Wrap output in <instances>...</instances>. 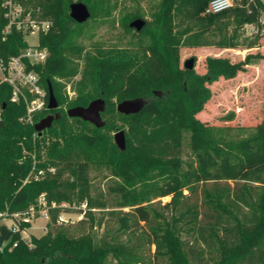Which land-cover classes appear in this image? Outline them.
I'll return each mask as SVG.
<instances>
[{
	"label": "trees",
	"instance_id": "1",
	"mask_svg": "<svg viewBox=\"0 0 264 264\" xmlns=\"http://www.w3.org/2000/svg\"><path fill=\"white\" fill-rule=\"evenodd\" d=\"M77 1L96 16L95 0ZM209 1L162 0L154 22L146 20L140 31L146 44L92 54L79 42L86 22L70 15L75 0H21L52 20L41 36L50 55L34 67L47 101L35 123L51 111L50 86L60 116L36 131L25 120L26 102L12 100V87L0 80V212L24 213L44 194L51 213L47 232L29 241L22 236L29 223L21 221L19 229L0 224V264H264V119L247 135L233 137L232 127L199 116L212 97L210 85L245 71L254 55L239 61L208 56L206 73L187 69L179 55L185 32L174 23L186 11L191 29L212 27L222 34L219 46H234L238 29L257 22L263 8L243 0L242 6L206 14ZM136 17L143 16L131 19ZM5 23L0 15V56L26 46L19 31L2 40ZM258 41L256 36L244 43L254 47ZM80 71L76 95L68 98L61 79ZM141 96L149 103L139 112L117 110L119 101ZM99 97L106 100L102 116L118 114L121 126L109 117L99 128L64 110ZM121 129L125 150L112 133ZM92 169L107 173L105 189L91 179ZM39 170L44 174L35 178ZM165 196L171 198L162 202ZM75 200L87 204L79 208L83 217L60 223L59 212Z\"/></svg>",
	"mask_w": 264,
	"mask_h": 264
},
{
	"label": "rangeland",
	"instance_id": "2",
	"mask_svg": "<svg viewBox=\"0 0 264 264\" xmlns=\"http://www.w3.org/2000/svg\"><path fill=\"white\" fill-rule=\"evenodd\" d=\"M77 1V0H75ZM94 14L85 25L79 42L85 47V52L100 54L108 50L128 49L135 51L141 44H146L148 39L137 31L130 23L138 18L131 19L136 13L142 14V18L149 23H153L162 5V0H95ZM188 7V6H187ZM187 10V8H186ZM184 11V10H183ZM177 14L174 21L176 31H183L179 36L180 62L184 66L185 61L191 57L195 58V70L200 73H206L207 67L205 60L208 56H225L233 61L244 60L248 55H254L245 71L232 79H220L212 83V97L207 102L204 110L199 114L205 122L216 126H230L233 137L247 135L250 131L264 119V36L251 33L247 30L245 24L237 31V40L234 46L222 47L218 45L221 33L209 27L202 31L193 26L192 22L185 13ZM235 26L229 27V34L234 32ZM186 30V31H185ZM259 36L258 45L246 47L244 41L246 38H255ZM28 40L35 43L36 36H29ZM80 69L84 66V59L77 60ZM82 77V71L70 79H61L65 85V93L68 98L76 95L77 81ZM1 79V74H0ZM115 100V99H114ZM117 106V105H116ZM67 112L68 108L64 107ZM59 112L57 110L53 111ZM50 113V112H49ZM109 117L117 123V126L123 124L122 118L116 115H103V119ZM117 130H114L113 136ZM48 138V135H47ZM90 177L96 186L106 188V183L110 179L105 171L92 169ZM201 197V195H199ZM170 196L162 197V202L170 200ZM75 200L71 205L67 204L69 210L60 211V223L76 224L83 217L79 208H83ZM34 210L26 217L29 226L22 231V236L30 240L32 235L42 236L48 230V222L51 220L50 208L44 205H33ZM127 209V208H126ZM82 214V215H81ZM99 216V214H98ZM20 220L13 219L7 215H0V223L9 226L20 225ZM104 227L98 229L102 233ZM197 264V262H195Z\"/></svg>",
	"mask_w": 264,
	"mask_h": 264
},
{
	"label": "built area",
	"instance_id": "3",
	"mask_svg": "<svg viewBox=\"0 0 264 264\" xmlns=\"http://www.w3.org/2000/svg\"><path fill=\"white\" fill-rule=\"evenodd\" d=\"M250 1H259L263 10L257 22L245 23L246 29L251 30L249 32L251 33L250 35L261 34L264 36V0ZM242 2L243 0H210L204 12L206 14L220 13L235 5L242 6ZM39 14L40 8H37L36 13H33L21 0H0V15L6 20L1 30L2 40H6L12 32L19 31L23 34L26 42V46L21 48L17 54L0 56V80L7 82L12 87V100L23 99L26 102L27 113L25 120L30 124H35V113L43 110L47 105L46 90L41 82L40 74L34 67L37 64L45 63L50 55L48 47L41 43V36L49 31L52 26V20L42 18ZM32 35L37 37L35 43L28 40V37ZM50 170L54 169L51 168ZM42 174H44V171L39 170L38 173L34 174V177L39 178ZM38 204L48 208L44 194L39 197ZM52 206H56V203H53ZM86 206L87 204L83 203V209ZM34 208L31 206L24 213L9 214L8 212H0V215H7L16 220H20L19 217L23 216L21 220L25 221L28 220L26 216ZM60 219H63L62 216H60L59 221ZM9 227L19 229L17 224Z\"/></svg>",
	"mask_w": 264,
	"mask_h": 264
},
{
	"label": "water",
	"instance_id": "4",
	"mask_svg": "<svg viewBox=\"0 0 264 264\" xmlns=\"http://www.w3.org/2000/svg\"><path fill=\"white\" fill-rule=\"evenodd\" d=\"M71 17L80 23L86 22L91 17V11L87 4L81 1H75L70 5ZM147 21L144 18L138 17L134 19L130 26L137 31H141L146 25ZM184 67L187 69L195 68V58L191 57L185 61ZM158 93V92H156ZM149 103V99L145 96L127 98L117 103V110L123 114L137 113L142 110ZM49 108L55 109L59 106L52 87L49 89ZM106 100L102 97L93 99L88 105L74 106L67 110L69 117H79L85 121L94 124L97 127H103L106 121L103 119L102 112L105 111ZM58 114H48L35 123V130L42 132L53 125L54 120L58 119ZM114 141L121 150L126 149V135L125 130H117L114 134Z\"/></svg>",
	"mask_w": 264,
	"mask_h": 264
},
{
	"label": "flooded vegetation",
	"instance_id": "5",
	"mask_svg": "<svg viewBox=\"0 0 264 264\" xmlns=\"http://www.w3.org/2000/svg\"><path fill=\"white\" fill-rule=\"evenodd\" d=\"M158 94H161L160 92H158ZM50 109V108H49ZM56 109V108H55ZM55 109H50L51 111H50V113H48V114H58L59 115V112H53ZM47 114V115H48ZM60 116V115H59ZM55 121V120H54ZM54 123V122H53ZM45 130H47V129H45ZM45 130H43L42 132H44Z\"/></svg>",
	"mask_w": 264,
	"mask_h": 264
}]
</instances>
